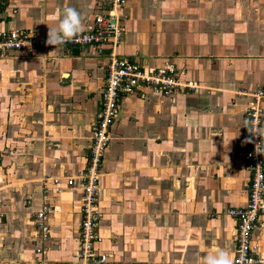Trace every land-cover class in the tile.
Masks as SVG:
<instances>
[{
	"label": "crops",
	"instance_id": "crops-1",
	"mask_svg": "<svg viewBox=\"0 0 264 264\" xmlns=\"http://www.w3.org/2000/svg\"><path fill=\"white\" fill-rule=\"evenodd\" d=\"M65 7L85 30L111 10L109 0H0V32L47 35L49 17ZM118 15L114 48L0 60V264H78L80 191L64 179L86 166L110 53L151 69L170 63L195 88L120 99L99 170L95 251L107 264H203L221 249L235 256L225 211L247 199L245 110L256 89L264 96V0H126ZM42 205L45 240L33 225ZM251 243L264 258V215Z\"/></svg>",
	"mask_w": 264,
	"mask_h": 264
},
{
	"label": "built area",
	"instance_id": "built-area-1",
	"mask_svg": "<svg viewBox=\"0 0 264 264\" xmlns=\"http://www.w3.org/2000/svg\"><path fill=\"white\" fill-rule=\"evenodd\" d=\"M109 3L111 10L107 15L94 17L91 25L81 34L55 47L47 45V35L34 37L29 31L19 30L0 32V60L5 59L11 52L27 53L36 49L97 47L104 44L114 48L122 34L118 11L125 6L126 0H109ZM194 88L195 86L176 78L175 68L170 63L151 69L142 67L128 58L109 54L87 149L86 166L82 171L64 179L65 187L76 186L80 191L78 248L75 251L78 264H107V255L97 253L94 248L101 241L97 233L98 223L102 217L97 203L98 177L103 154L109 143L110 127L117 115L120 99L140 89H147L165 98L175 91ZM250 96L251 102L245 110L246 122L260 128L264 115L261 108L264 96L260 89H256ZM248 127L249 124L246 123L245 141L250 139L252 142H245L247 149L242 156V168L248 176L246 203L243 207L225 211L235 224L234 264H260L262 261L256 247L251 243L252 232L258 226L259 218L264 215L263 155L257 154L255 150L262 138L253 136ZM52 183L57 185L59 180L54 179ZM48 212L49 208L42 205L33 214V225L41 240H45L50 233L47 223ZM35 253H40V250H36ZM35 264L48 263L36 260Z\"/></svg>",
	"mask_w": 264,
	"mask_h": 264
},
{
	"label": "clouds",
	"instance_id": "clouds-1",
	"mask_svg": "<svg viewBox=\"0 0 264 264\" xmlns=\"http://www.w3.org/2000/svg\"><path fill=\"white\" fill-rule=\"evenodd\" d=\"M49 20L51 26H48L46 41L49 46L55 47L71 41L85 30L80 13L72 7L63 8L62 11L50 16ZM246 123L249 124L247 129L253 136L264 138V128L253 127L251 122ZM245 142L251 143L252 141L249 139ZM255 150L257 154L264 155V139L256 145ZM203 264H234V261L229 251L221 249L204 257ZM261 264H264V258Z\"/></svg>",
	"mask_w": 264,
	"mask_h": 264
},
{
	"label": "rangeland",
	"instance_id": "rangeland-1",
	"mask_svg": "<svg viewBox=\"0 0 264 264\" xmlns=\"http://www.w3.org/2000/svg\"><path fill=\"white\" fill-rule=\"evenodd\" d=\"M43 193H45L44 190H43Z\"/></svg>",
	"mask_w": 264,
	"mask_h": 264
}]
</instances>
